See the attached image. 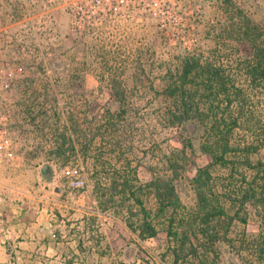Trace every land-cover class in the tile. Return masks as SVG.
<instances>
[{"label": "rangeland", "instance_id": "1", "mask_svg": "<svg viewBox=\"0 0 264 264\" xmlns=\"http://www.w3.org/2000/svg\"><path fill=\"white\" fill-rule=\"evenodd\" d=\"M232 13L235 27L241 30L237 28L232 38L224 36L226 41H220L223 59L233 60L234 85L244 94L243 101L233 100V111L242 106L244 112L239 121L241 128L235 130L234 137L260 147L259 154L252 157L256 161L264 154V89L250 85L246 77L239 78L237 70L241 68L240 60L251 51L245 30L252 35L251 40L255 38L256 44L264 47V0H0V263L170 264L163 232L141 241L111 213L88 217L89 228L98 231L90 241L89 235L82 232L83 226L73 227L74 230L54 228L51 220L47 221L44 232L57 234L55 239L60 243L57 247L62 256L19 254L17 240L11 237V227H7L11 214L6 203L63 201L98 212L84 170L73 166L56 171L51 166L49 177L41 175L39 165L44 162L40 160L45 158L50 141L54 143L53 137H47L45 151L37 153L36 160L26 159L38 140L23 135L25 128L18 127L23 123L20 105L36 92L37 102L46 101L55 112L64 111L66 117L70 110L61 109L62 104L70 97L74 99L75 94L87 95L95 103L90 114L99 115L102 106L116 110V82H122L127 90L143 92L142 100L131 102L143 113V119L135 121L141 134L135 135L131 146L132 157L140 165L139 177L149 180L154 167L164 171L162 154L181 148L178 131L157 128L152 117L159 99L157 92L163 89L160 79L166 69L174 66L176 56L211 49L219 29L231 26ZM136 64L143 65L144 75H140ZM139 95L135 92L136 98ZM184 131L196 148L185 180L177 184L181 204L187 209L195 203L187 180L196 167L205 166L210 160L198 151L199 133L194 125L186 124ZM2 137L10 141V156L5 154ZM73 181H81L83 187L73 186ZM67 194L70 196L65 198ZM11 209L14 216L21 215L16 206ZM246 212V224L233 223L229 239H238L243 233L247 239L264 235L257 210L247 205ZM30 215L36 218V208H30ZM78 232L85 244L75 253L72 239L78 238ZM232 245L218 244V264H250L247 258L241 260L243 254L237 256Z\"/></svg>", "mask_w": 264, "mask_h": 264}, {"label": "trees", "instance_id": "2", "mask_svg": "<svg viewBox=\"0 0 264 264\" xmlns=\"http://www.w3.org/2000/svg\"><path fill=\"white\" fill-rule=\"evenodd\" d=\"M229 21L228 29L221 27L216 33L212 50L176 56L174 66L166 69L160 79L163 89L157 92L159 99L152 117L157 128L178 131L181 148L162 154L164 171L154 167L149 180L139 177L140 165L132 157L131 146L135 135L141 134L135 121L143 119L141 108L131 102L142 100L143 92L127 90L122 82H116V110L101 105L99 115L90 114L95 103L87 95L75 94L74 99L70 97L62 104L61 109L70 110L66 117L64 111L55 112L46 101L37 102L36 92L20 105L23 123L18 127L25 128L23 135L38 140L26 159L36 160V154L45 151L47 137H53L54 143L50 141L45 158L40 160L44 162L39 163L41 173L49 176L51 166L56 171L73 166L84 170L91 182L96 211L120 218L141 241L163 232L170 264H218V244L223 242L233 244L237 256L244 255L241 260L264 264L263 234L250 239L244 233L238 239L228 237L233 223L246 224L247 205L257 210L260 227L264 228V154L253 161L260 147L234 137L235 130L241 128L239 121L244 112L242 106L233 111V100L243 101L244 94L234 85L233 60L221 56L224 36L232 38L237 28L241 30L234 25L233 13ZM249 33L248 29L243 32L251 41L250 55L240 60L237 74L239 78L246 77L255 88L264 89V47L256 44L254 36L251 40ZM136 65L140 75H144L143 65ZM135 92L141 93L139 99ZM186 124L197 129L198 151L210 160L207 165L196 167L187 180L195 200L187 209L177 191V184L185 180L190 159L196 153L185 136ZM82 232L89 235L87 241L98 233L88 223ZM79 235L81 232L77 233L81 251L85 242Z\"/></svg>", "mask_w": 264, "mask_h": 264}, {"label": "crops", "instance_id": "3", "mask_svg": "<svg viewBox=\"0 0 264 264\" xmlns=\"http://www.w3.org/2000/svg\"><path fill=\"white\" fill-rule=\"evenodd\" d=\"M41 175L43 177H49L44 176L42 173ZM66 196L68 197L70 194L65 195V198H67ZM78 204L79 203H68L63 201L48 203V200L45 202L41 201V203H6V206H8V211L10 210L11 214L10 217H7L6 215L8 218L7 227H11V237H14V239L17 240L19 254L27 257L36 255L46 256L49 253H52L54 256H62L63 253L58 251L57 247L60 243L56 239L51 238L47 232L45 233L43 227L47 221L51 220V222L54 224V228L70 227L74 230L73 227H75V229H79L81 226L84 227L87 225L89 216L94 217L102 215L99 212L87 211ZM14 206L20 209L19 213L21 215H13L14 212L11 208ZM30 208H36V218L31 217ZM65 209L71 210V212L63 213ZM31 212L33 213V211ZM14 224L19 227V229L17 227H15L17 229L14 228L16 231L13 229L15 226ZM55 235L57 236V234ZM77 239H72L73 243H75V248H72V250L75 253L78 252V247L76 246V244H78V242L76 243ZM0 254L2 255L3 252L0 251Z\"/></svg>", "mask_w": 264, "mask_h": 264}, {"label": "built area", "instance_id": "4", "mask_svg": "<svg viewBox=\"0 0 264 264\" xmlns=\"http://www.w3.org/2000/svg\"><path fill=\"white\" fill-rule=\"evenodd\" d=\"M108 9H109V8H108ZM109 10H110V9H109ZM193 41L196 42V39L194 38ZM2 142L4 143L5 154H6L7 156H10V155H11L10 152H7L8 148L10 147V141L7 140L6 138H3V137H2ZM0 148H1V146H0ZM5 154H4V155H5ZM72 185L75 186V187H78V188H79V187H80V188L83 187V183H82L81 181H73V182H72ZM49 233H50L51 238H53V239L56 238L55 233H52V231H49Z\"/></svg>", "mask_w": 264, "mask_h": 264}]
</instances>
